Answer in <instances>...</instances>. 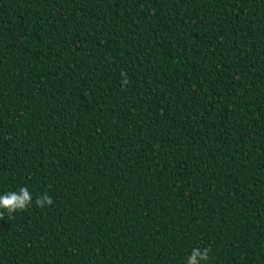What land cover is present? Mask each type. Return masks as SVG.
<instances>
[{
	"label": "trees",
	"instance_id": "trees-1",
	"mask_svg": "<svg viewBox=\"0 0 264 264\" xmlns=\"http://www.w3.org/2000/svg\"><path fill=\"white\" fill-rule=\"evenodd\" d=\"M21 187L0 264H264V0H0Z\"/></svg>",
	"mask_w": 264,
	"mask_h": 264
},
{
	"label": "clouds",
	"instance_id": "clouds-1",
	"mask_svg": "<svg viewBox=\"0 0 264 264\" xmlns=\"http://www.w3.org/2000/svg\"><path fill=\"white\" fill-rule=\"evenodd\" d=\"M35 206L38 208H45L51 206L54 201L47 191L35 199ZM33 204L32 193L27 187H21L18 191H10L0 195V219H3L5 213L8 216L18 212L24 211ZM209 248H193L189 254L186 264H202L209 260Z\"/></svg>",
	"mask_w": 264,
	"mask_h": 264
}]
</instances>
